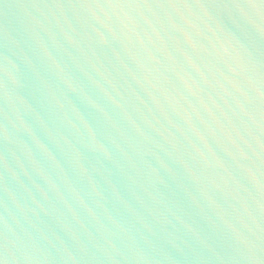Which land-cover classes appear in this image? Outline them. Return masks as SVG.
<instances>
[{
	"label": "water",
	"instance_id": "obj_1",
	"mask_svg": "<svg viewBox=\"0 0 264 264\" xmlns=\"http://www.w3.org/2000/svg\"><path fill=\"white\" fill-rule=\"evenodd\" d=\"M0 264H264V0H0Z\"/></svg>",
	"mask_w": 264,
	"mask_h": 264
}]
</instances>
